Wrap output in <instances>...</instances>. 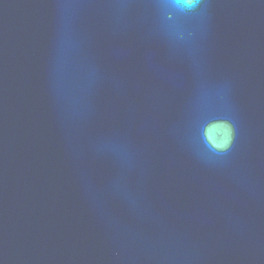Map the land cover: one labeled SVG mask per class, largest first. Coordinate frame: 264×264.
Wrapping results in <instances>:
<instances>
[{"label": "water", "instance_id": "1", "mask_svg": "<svg viewBox=\"0 0 264 264\" xmlns=\"http://www.w3.org/2000/svg\"><path fill=\"white\" fill-rule=\"evenodd\" d=\"M0 264H264V0H0Z\"/></svg>", "mask_w": 264, "mask_h": 264}, {"label": "clouds", "instance_id": "2", "mask_svg": "<svg viewBox=\"0 0 264 264\" xmlns=\"http://www.w3.org/2000/svg\"><path fill=\"white\" fill-rule=\"evenodd\" d=\"M229 143H230V138H229V139H226V140L224 141V143L221 144V145H218V147L221 148V149L226 148V147L228 146Z\"/></svg>", "mask_w": 264, "mask_h": 264}]
</instances>
